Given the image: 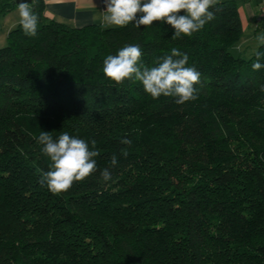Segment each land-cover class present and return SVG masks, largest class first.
Masks as SVG:
<instances>
[{
	"label": "trees",
	"instance_id": "1",
	"mask_svg": "<svg viewBox=\"0 0 264 264\" xmlns=\"http://www.w3.org/2000/svg\"><path fill=\"white\" fill-rule=\"evenodd\" d=\"M17 6L0 0V17ZM29 6L37 35L18 23L0 47V264H264V67L252 69L264 45L238 50L236 1L175 40L160 21L76 28L46 17L43 0ZM128 44L149 67L173 47L187 54L198 98L106 78L104 59ZM41 131L95 141L98 171L58 195L40 186Z\"/></svg>",
	"mask_w": 264,
	"mask_h": 264
},
{
	"label": "clouds",
	"instance_id": "2",
	"mask_svg": "<svg viewBox=\"0 0 264 264\" xmlns=\"http://www.w3.org/2000/svg\"><path fill=\"white\" fill-rule=\"evenodd\" d=\"M105 10L98 17L102 26L126 27L132 23L136 28L152 26L154 21L167 23L174 29L173 40L191 37L200 32L216 19L220 10V0H103ZM19 24L25 36L35 37L39 26V16L26 0H20ZM182 13V14H181ZM258 45H264V33L256 37ZM252 64L253 71L264 67V52L257 51ZM143 52L138 44H128L120 48L115 55L109 54L103 61V73L117 85L125 81L139 83L153 99L161 96L172 97L175 103L182 105L198 98L196 87L201 85V73L188 66L189 57L178 48L170 49V54L159 57L154 66H147L142 60ZM264 92V84L260 86ZM37 142L41 152L50 163L48 170L38 169V183L52 194L58 195L71 189L74 182H82L98 171L96 157L100 155L84 139L62 132L53 138L50 132L41 131ZM121 144L131 146L132 140L123 138ZM127 155L126 150H122ZM112 167L118 164L117 156L110 160ZM100 171L103 181H112L109 168Z\"/></svg>",
	"mask_w": 264,
	"mask_h": 264
},
{
	"label": "crops",
	"instance_id": "3",
	"mask_svg": "<svg viewBox=\"0 0 264 264\" xmlns=\"http://www.w3.org/2000/svg\"><path fill=\"white\" fill-rule=\"evenodd\" d=\"M235 1L243 27L242 40L238 50L249 55L258 45L256 37L260 33H264V24L255 26V15L264 0ZM43 3L45 16L56 22L76 28L91 24L102 26L98 17L100 12L105 10L103 0H43ZM15 9L0 17V47L5 45L7 33L19 23L20 17ZM102 27L114 26L104 24Z\"/></svg>",
	"mask_w": 264,
	"mask_h": 264
},
{
	"label": "built area",
	"instance_id": "4",
	"mask_svg": "<svg viewBox=\"0 0 264 264\" xmlns=\"http://www.w3.org/2000/svg\"><path fill=\"white\" fill-rule=\"evenodd\" d=\"M262 22H264V3L260 5L259 10L255 15V26H258Z\"/></svg>",
	"mask_w": 264,
	"mask_h": 264
},
{
	"label": "water",
	"instance_id": "5",
	"mask_svg": "<svg viewBox=\"0 0 264 264\" xmlns=\"http://www.w3.org/2000/svg\"><path fill=\"white\" fill-rule=\"evenodd\" d=\"M17 5H19L20 0H14ZM26 2L30 5L32 0H26Z\"/></svg>",
	"mask_w": 264,
	"mask_h": 264
},
{
	"label": "rangeland",
	"instance_id": "6",
	"mask_svg": "<svg viewBox=\"0 0 264 264\" xmlns=\"http://www.w3.org/2000/svg\"><path fill=\"white\" fill-rule=\"evenodd\" d=\"M15 10H17L16 12H18V15H19V10H18V6L16 7V9ZM15 14V13H14ZM18 17H20V16H18Z\"/></svg>",
	"mask_w": 264,
	"mask_h": 264
}]
</instances>
